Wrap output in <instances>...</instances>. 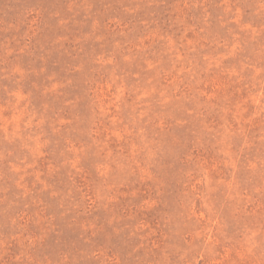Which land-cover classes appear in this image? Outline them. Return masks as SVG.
I'll return each instance as SVG.
<instances>
[{"label": "rangeland", "instance_id": "374dc122", "mask_svg": "<svg viewBox=\"0 0 264 264\" xmlns=\"http://www.w3.org/2000/svg\"><path fill=\"white\" fill-rule=\"evenodd\" d=\"M0 264H264V0H0Z\"/></svg>", "mask_w": 264, "mask_h": 264}]
</instances>
